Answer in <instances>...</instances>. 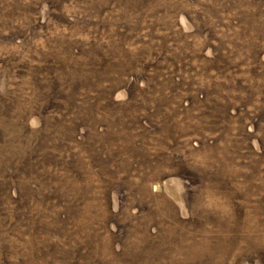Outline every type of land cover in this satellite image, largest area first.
Returning <instances> with one entry per match:
<instances>
[{"label":"rangeland","instance_id":"374dc122","mask_svg":"<svg viewBox=\"0 0 264 264\" xmlns=\"http://www.w3.org/2000/svg\"><path fill=\"white\" fill-rule=\"evenodd\" d=\"M0 264H264V0H0Z\"/></svg>","mask_w":264,"mask_h":264}]
</instances>
